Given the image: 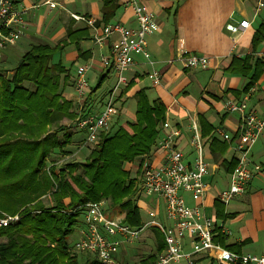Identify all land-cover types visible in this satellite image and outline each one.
I'll list each match as a JSON object with an SVG mask.
<instances>
[{"label":"crops","instance_id":"0c3cea01","mask_svg":"<svg viewBox=\"0 0 264 264\" xmlns=\"http://www.w3.org/2000/svg\"><path fill=\"white\" fill-rule=\"evenodd\" d=\"M14 1L16 6L24 9L22 18L25 28L18 40L0 50V73L10 76L14 65L31 45L47 43L53 46L62 40L68 41L66 34L70 29L74 35H80L79 38L76 42L68 41L54 53L51 60L61 63L65 69L61 74V96L72 102L73 111L77 112L74 119L84 111L86 101L77 97L74 79L76 67L87 64L89 71L99 69L100 81L101 76L109 70L101 85L109 75L113 81L103 92H99L106 97L115 82V73L112 68L101 66L100 57L109 53L111 40L115 36L95 43L93 27L86 20L72 18L70 13L94 19L99 30L104 24L116 21L133 28L136 21L127 0H114L117 6L108 17L103 13V0H54V7H49L45 0L39 3L38 0ZM139 1L148 6L158 23V29L146 38V48L153 64L148 63L142 55L133 56V64L124 72L126 82L117 92L116 113L112 115L110 125L114 129L125 120L135 119L136 94L139 91L145 93L149 102L163 104L165 120L157 131L155 144L150 152L136 158L158 165L163 158L159 142L164 136L165 122L180 129L177 146L183 153L184 162L192 160L194 151L188 143L186 125L193 121L204 141L203 157L208 168L202 211L214 219L219 229L223 227L225 230L224 236H219L224 245L241 253L259 254L264 251V176L254 175L247 182L243 194L226 202L219 195L228 187L230 173L236 166L237 153L233 140L240 124L239 114L224 108L225 100L239 101L245 98L248 108L264 118V2L257 6V0ZM243 19L249 21L243 31L226 29L227 22L236 23ZM183 52L207 55L208 65L205 68L182 67L179 61L173 59ZM152 69L160 73L158 85H152L147 76ZM249 81L252 83L246 89ZM68 125L74 131L73 139L83 137V133L74 129V122ZM81 149L89 150L85 147ZM250 155L254 161L264 163V131L252 145ZM139 181L138 178L135 181L137 191L134 200L141 221L155 219L168 224L162 200L144 193ZM184 199L189 205L194 203L189 194ZM118 214L122 219L124 212L118 211ZM144 229V234L138 239L116 248L118 260L140 264L141 258L155 252L154 233L158 228L150 225ZM150 242H154V250L149 246ZM183 243V248L188 250L186 238ZM201 261L225 264L207 255L195 256L190 264Z\"/></svg>","mask_w":264,"mask_h":264},{"label":"trees","instance_id":"16d2710c","mask_svg":"<svg viewBox=\"0 0 264 264\" xmlns=\"http://www.w3.org/2000/svg\"><path fill=\"white\" fill-rule=\"evenodd\" d=\"M116 6L114 0H103L104 16L108 17ZM66 35L69 42H76L80 36L70 29ZM68 41L62 40L53 46L31 45L14 65L10 76L0 73V198L10 199L11 189L14 191L11 197L23 203L19 207L22 208L19 219L0 226V237H6L4 242L0 241V264H103L90 252L82 255L67 252V236L78 223L81 208L73 213L59 211L98 201L103 196L109 198V208L118 207L119 212H124L123 222L133 228L143 224L134 200L135 177L128 176L122 163L150 152L165 120L164 105L149 102L143 91L136 94L135 119L125 120L114 129L109 125L100 130L87 162L78 164L76 160H68L57 174L52 167H57L54 162L47 166L54 175L53 191L51 181L42 172L48 155L55 150L68 154L70 150L66 146L72 143L74 131L65 132L61 139L46 130V126L59 123L65 116L73 118L77 113L72 102L61 96V74L65 69L61 63L51 61L54 53ZM108 71L101 76V81ZM101 81L98 80L94 90ZM25 128L33 131L37 128V131L27 137L18 135ZM41 130H46V134L41 138L34 136ZM32 162L34 168L30 166ZM3 178L7 179L4 183ZM44 191L51 194V206H39L35 202L29 206L31 199ZM3 206L1 203L0 208ZM155 234L156 250L141 258L140 264L152 263L165 247L162 233L156 229ZM219 236L220 233L216 240L223 247L236 251L224 245Z\"/></svg>","mask_w":264,"mask_h":264},{"label":"built area","instance_id":"2783aa9c","mask_svg":"<svg viewBox=\"0 0 264 264\" xmlns=\"http://www.w3.org/2000/svg\"><path fill=\"white\" fill-rule=\"evenodd\" d=\"M262 2L264 0H257V6H261ZM45 3L49 7L56 5L54 0H45ZM127 4L134 13L136 26L133 28L116 21L104 24L99 30L94 19L70 13L72 18L86 20L93 27L95 43L115 36L111 40L109 53L100 57L103 68L113 69L115 82L107 92L100 110L83 111L74 120V129L83 133L80 148L96 143L100 130L108 127L112 115L116 113L117 92L121 84L126 82L124 72L133 64V56L142 55L148 63L153 64L146 48V38L158 29L155 15L139 0H127ZM23 11V8L16 6L14 0H0V50L23 34ZM248 24L247 19L236 23L229 21L226 29L232 32L243 31ZM173 60L179 61L184 68H205L208 65V56L205 54L183 52ZM89 68V65L81 64L75 70L74 89L79 99L85 98L90 90L86 77ZM147 76L152 85L160 83L158 70L152 69ZM224 108L237 112L240 118L238 133L233 140V148L237 153L236 166L230 173L228 187L219 195L226 202L243 194L247 182L254 175L264 176V163L254 161L250 155L252 145L264 131V118L258 116L254 109L248 108L245 98L239 101L227 99ZM186 129L189 132L188 143L194 151L190 162L183 161V153L176 143L180 129L165 122L164 136L159 142L163 152L162 161L158 165H152L145 160L142 164L140 189L162 200L164 216L169 223L151 219L143 222L139 228H133L121 219L108 217L100 202L88 201L70 210H59L73 213L81 208V217L77 219V224H80L79 238L69 249L95 254L103 264H125L116 258V248L138 239L144 228L153 225L161 231L165 247L150 264H180L181 261L190 264L197 255H207L225 264H264V251L259 254L241 253L223 247L216 240L219 233L224 236L225 230L223 227L219 229L214 219L202 211L203 197L207 190L205 176L208 173L203 157L204 141L193 121L187 123ZM184 193L190 195L194 202L192 205L186 203ZM18 219V213L0 215V226ZM185 238L188 240V250L183 248Z\"/></svg>","mask_w":264,"mask_h":264},{"label":"rangeland","instance_id":"374dc122","mask_svg":"<svg viewBox=\"0 0 264 264\" xmlns=\"http://www.w3.org/2000/svg\"><path fill=\"white\" fill-rule=\"evenodd\" d=\"M39 2H40V0H38V3ZM86 77H87L88 82H89L90 90H92V91L89 90V92L87 94V96L88 95L89 96L88 97L86 96L84 98L85 101L87 100L85 103L84 111H88V110H91V109H94V108H97V107L103 105L105 96H104V94H101L99 92H103L113 81V77L109 75V77L106 80H104L105 82L102 83L101 87L98 88L97 90H94V87L97 84L99 77H100L99 69H93L90 71L88 70L86 72ZM103 96H104V98H103ZM73 119H74V117L71 119L62 118L59 123H55L52 126H46V130L50 134H53V135L55 134L56 136L60 137L61 139H64L65 132L72 130V126H69L68 123L72 124V122H74V120H75V119L74 120ZM109 125H110V122H109L108 126ZM34 130L37 131V128H34ZM46 130H43V131L41 130V131L35 133L34 136L41 138L43 135L46 134ZM35 131H33L31 128H25L23 130H19L18 135L27 137L32 132L34 133ZM79 140L80 139L76 140V139L72 138V143L66 146V149L70 150V152L68 154H64L65 156L62 154L61 151L55 150L45 158V165L42 169V172L51 181V184L53 186L51 188L52 191H53L54 186H55V181H54V177H53L54 175L51 174V167H49V168L47 167L51 162H54L55 165L57 166V167L52 166L54 168L56 174L59 172L58 171L59 168L63 167L64 162H66L68 160H76V162H78V164H83L84 162H87V160L90 156L89 155L90 150L93 147V145H95V143L85 147V148H89V150L85 149V150H87V151H85V150L80 148L81 140L80 141ZM144 161L145 160L141 158V160H139V161H138V159H136V160L134 159L133 161L132 160L131 161H124L122 164H123V168H125L126 171L128 172V174H129L128 176H131L132 178L135 177V181H136L137 178L140 180V176L142 173V164ZM130 162H132V163H130ZM30 166H31V168H34L35 163L32 162V164ZM78 170H80V168ZM2 181L4 183L5 181H7V179L3 178ZM4 190H5V188L2 189V191H1L2 194H3ZM8 192H10V195L8 196V197H10V199H3V198L1 199L0 198V204L3 203V205L5 206V207L3 206L0 208V215L16 214V213L19 214L21 209H22L19 207L23 203H19L21 200L20 201L15 200L11 197V194L14 192L13 190L10 189V191H8ZM183 195L187 196L188 194L184 193ZM50 196H51L50 192L44 191L43 194H41L37 198L35 197L34 199H31L29 206H32L31 203L35 202L39 206L44 205V207H49V206H51L50 204H52L50 202V198H49ZM63 196L64 195H62V197ZM103 197L98 199L97 202H100L102 204V208L106 212H108L106 215L108 217L114 216L115 218L121 219L118 216L119 215L118 214L119 208L118 207L109 208L108 207L109 206V198L106 199ZM64 201L67 203L68 199H65ZM80 217L81 216L79 215L78 219H80ZM79 226H80V224H76L75 227L73 228L72 232L69 234V236H67L68 237L67 238V243H68L67 252L70 254H77V255L85 254L84 252H81V251L76 252V251H73L71 248L69 249L70 245H73V243L79 238ZM144 231H145V229L141 231V234H144ZM151 231H152V229H151ZM141 234H140V236H141ZM154 234H152L151 236L153 237ZM155 236H156V234H155ZM5 239H6L5 236L0 237L1 242H4ZM153 244H154V242H150L149 246L151 245V247L153 248V246H154ZM50 245L51 246L56 245V243H51ZM152 250H154V248ZM123 263H125V262H123ZM125 264H128V263H125ZM181 264H184V263L181 262ZM193 264H217V263L216 262L209 263L206 261H201V262H196Z\"/></svg>","mask_w":264,"mask_h":264}]
</instances>
